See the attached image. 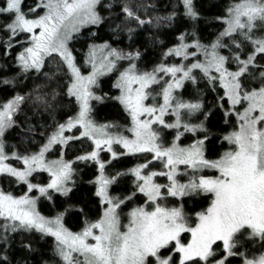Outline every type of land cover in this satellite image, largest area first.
<instances>
[{"label":"snow or ice","instance_id":"obj_1","mask_svg":"<svg viewBox=\"0 0 264 264\" xmlns=\"http://www.w3.org/2000/svg\"><path fill=\"white\" fill-rule=\"evenodd\" d=\"M164 8L0 0V264H264V0H230L207 41L196 0ZM104 77L111 95L97 93ZM106 100L127 126L94 119ZM217 111L228 127L214 131ZM126 156L137 162L113 164ZM81 165L95 166V199L74 230ZM58 198L68 207L41 213Z\"/></svg>","mask_w":264,"mask_h":264},{"label":"trees","instance_id":"obj_2","mask_svg":"<svg viewBox=\"0 0 264 264\" xmlns=\"http://www.w3.org/2000/svg\"><path fill=\"white\" fill-rule=\"evenodd\" d=\"M36 0H26V4H33ZM230 0H196L198 9L200 10L203 17L206 18V21L201 22L200 25V32L202 37L205 41L211 40L215 37V34L221 30V25L218 21H215L213 18L221 14L223 11V6L227 3H229ZM169 0H159V6L161 12L165 11L164 5L168 4ZM85 34L87 33V30H84ZM164 38L166 41H169V35L167 31L163 33ZM100 36L103 39L108 38L107 31L100 32ZM97 42H102V40H97ZM77 46H84V42L80 41L78 42ZM121 47L126 46V41L120 45ZM160 52H151L147 56V59L145 63H147L149 66L153 62L159 59ZM113 80L111 77H104L101 80V87L97 89L98 94L108 93L109 95L113 94L115 90L111 87ZM203 87V85H201ZM222 91V90H221ZM10 94L9 91H4L2 88H0V99H3V97L8 96ZM213 93L209 92L206 99H212ZM187 98V95H186ZM96 104L95 102H93ZM98 104V103H97ZM97 106V105H96ZM126 116V113H124L123 109L119 104H117L115 101L112 100H106L105 103L99 104L97 106V116H95L97 119L96 121L98 123H108L107 121H115L118 120L121 117ZM94 117V115H93ZM66 118V114L62 113L58 119H64ZM103 120V121H102ZM208 126L212 128L214 131L219 129L227 128L228 126L223 123V113L217 111L214 113V115L209 117ZM231 130V129H229ZM215 139V138H214ZM81 141L74 142L75 147L68 151L66 158H73L76 154L81 153L82 151H86L90 149L91 142L84 140L82 141L85 149H79V143ZM118 151H122V149L119 148V146H114ZM215 148H219V143L217 142L214 145ZM102 157L109 158L110 154L107 152L101 153ZM209 155L212 156V158H215V155L213 152H209ZM52 157H55L53 154ZM137 162L134 157H121L118 161H113V164L117 166V168L124 169L127 167H131L134 165V163ZM81 168H83V171L81 173V176L83 178L82 183L79 184L78 188L75 190L74 194L72 195L70 201L68 203L72 204L74 206L73 209H70L68 214L65 216V222L68 227L78 230L80 223L82 222V217L80 214L75 211V208H79L81 206H84L86 201L94 200L95 198L91 196V192L93 190V186L88 184L86 181L90 179H95L96 176V169L95 166L92 167H84L81 165ZM124 187H130V185H126ZM68 203L64 202V198H58L57 199V207L53 208L52 205L44 201L40 204V211L42 214L47 216L55 215L57 211H63L64 208L68 207ZM189 208L192 207L191 204L188 205ZM88 208L90 210L91 215H95L96 207L94 204L89 203ZM39 247L44 249L47 253V249L50 247V238L48 244H39Z\"/></svg>","mask_w":264,"mask_h":264},{"label":"rangeland","instance_id":"obj_3","mask_svg":"<svg viewBox=\"0 0 264 264\" xmlns=\"http://www.w3.org/2000/svg\"><path fill=\"white\" fill-rule=\"evenodd\" d=\"M77 47H81V46H77ZM82 53H78V55H81ZM96 103V102H95ZM99 105V104H95V110H94V112H93V115H94V119L96 120L97 118L95 117V116H97V106ZM103 121V120H102ZM107 122H116V123H119L120 125H122V126H127L128 124H129V121H128V119H127V116H124V117H121V118H119L118 120H115V121H107ZM115 148V147H114ZM79 149H85V146H84V144H83V142H80L79 143ZM52 158H55V157H52Z\"/></svg>","mask_w":264,"mask_h":264}]
</instances>
